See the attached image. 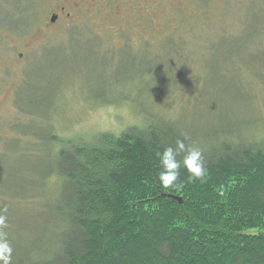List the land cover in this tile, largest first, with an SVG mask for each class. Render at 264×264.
I'll return each instance as SVG.
<instances>
[{
  "label": "rangeland",
  "instance_id": "obj_1",
  "mask_svg": "<svg viewBox=\"0 0 264 264\" xmlns=\"http://www.w3.org/2000/svg\"><path fill=\"white\" fill-rule=\"evenodd\" d=\"M138 4L141 13L136 8L116 23L108 9L84 8L66 32L44 38L29 23L16 31L4 11L0 189L35 193L0 192V214L8 218L0 232L12 246L11 264L47 255L60 236L44 208L56 199L57 180L39 182L51 145L38 141L51 128L61 138H87L161 117L181 133L211 136L202 143L214 141L218 127L238 129L241 140L264 139V38L252 44L234 38L249 24L254 33L263 26L249 15L264 11V0Z\"/></svg>",
  "mask_w": 264,
  "mask_h": 264
},
{
  "label": "trees",
  "instance_id": "obj_2",
  "mask_svg": "<svg viewBox=\"0 0 264 264\" xmlns=\"http://www.w3.org/2000/svg\"><path fill=\"white\" fill-rule=\"evenodd\" d=\"M249 17L264 22V11ZM253 30L249 24L234 38H264V24ZM175 126L156 117L118 134L65 139L51 128L40 135L51 148L39 182L57 180L56 199L44 208L61 231L47 255L16 264H264V139L218 127L214 141L202 143L211 136ZM177 139L202 150L206 175L190 180L181 166L176 187L164 189L157 152Z\"/></svg>",
  "mask_w": 264,
  "mask_h": 264
},
{
  "label": "flooded vegetation",
  "instance_id": "obj_3",
  "mask_svg": "<svg viewBox=\"0 0 264 264\" xmlns=\"http://www.w3.org/2000/svg\"><path fill=\"white\" fill-rule=\"evenodd\" d=\"M139 2L140 0H0V28L5 11L11 14L12 27L16 31L29 23L44 38L52 31L66 32L69 24L78 18L77 15L83 14L84 8H87L85 14L108 9L110 18L113 19L110 22L116 23L114 19H130L133 16L132 10L139 6ZM137 9L139 13L142 12L140 8ZM23 55L24 53L18 52L16 57L19 59Z\"/></svg>",
  "mask_w": 264,
  "mask_h": 264
},
{
  "label": "clouds",
  "instance_id": "obj_4",
  "mask_svg": "<svg viewBox=\"0 0 264 264\" xmlns=\"http://www.w3.org/2000/svg\"><path fill=\"white\" fill-rule=\"evenodd\" d=\"M184 139H188L187 135ZM185 153L182 159H177L180 153ZM160 171L157 179L164 189L176 187V182L180 177V168L183 166L189 173L190 180H202L206 175V167L203 159L202 150L198 147L186 148L184 140L177 139L176 146H167L162 152L158 151ZM4 212L7 208L3 209ZM7 216L0 214V229L6 228ZM12 246L5 238L3 232H0V264H11Z\"/></svg>",
  "mask_w": 264,
  "mask_h": 264
}]
</instances>
